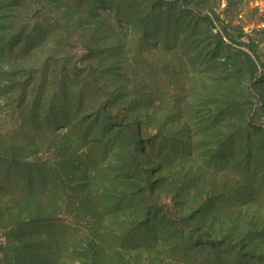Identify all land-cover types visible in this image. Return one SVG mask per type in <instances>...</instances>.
Wrapping results in <instances>:
<instances>
[{"label":"rangeland","instance_id":"obj_1","mask_svg":"<svg viewBox=\"0 0 264 264\" xmlns=\"http://www.w3.org/2000/svg\"><path fill=\"white\" fill-rule=\"evenodd\" d=\"M0 264H264V0H0Z\"/></svg>","mask_w":264,"mask_h":264}]
</instances>
